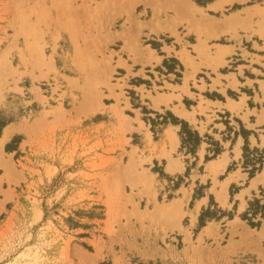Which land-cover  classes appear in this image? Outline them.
I'll return each mask as SVG.
<instances>
[{
	"label": "rangeland",
	"instance_id": "1",
	"mask_svg": "<svg viewBox=\"0 0 264 264\" xmlns=\"http://www.w3.org/2000/svg\"><path fill=\"white\" fill-rule=\"evenodd\" d=\"M177 1L0 0V264H264V150L197 167L199 136L151 116L162 89L116 63L131 41L163 56L264 39V0ZM155 61L139 68L163 73ZM170 123L178 176L148 145Z\"/></svg>",
	"mask_w": 264,
	"mask_h": 264
},
{
	"label": "crops",
	"instance_id": "2",
	"mask_svg": "<svg viewBox=\"0 0 264 264\" xmlns=\"http://www.w3.org/2000/svg\"><path fill=\"white\" fill-rule=\"evenodd\" d=\"M180 2L185 8L195 10L192 3ZM173 25L174 20L168 24L169 27ZM131 42L128 50L116 62L120 64L119 69L124 71L122 76H128L126 84L129 85L134 78L143 81L147 78L150 85L139 84V87L162 89L157 93L152 92L153 100H144L143 103L147 104L150 115L156 119L161 114L170 113L174 118L186 122L199 136L200 143L192 158L197 167L205 163L206 157L216 154V158L209 162V171L215 173L210 167L220 165L219 170L224 173L230 166L243 160L246 145L251 151L264 150V39L252 35L241 42L216 44L220 48L209 50L210 55L202 51V45L195 52L188 48L183 50L179 44L172 42V45L162 46L163 56H158L152 49ZM165 48L170 51H165ZM155 58L163 73L151 71L148 66L142 70L139 68L147 62L151 66L157 65ZM164 60L169 63L175 61L174 72L163 67ZM132 87L139 88L136 85ZM136 96L141 101V95L136 93ZM180 132V126L176 124L162 125L157 140L152 139V143L148 144L155 154L151 163L162 166L165 173L169 166L178 168L174 176L185 171L176 158L182 148ZM13 136L15 134L8 138L7 143ZM183 155V162L186 163L187 157ZM226 185L227 182L223 184L221 192L225 197Z\"/></svg>",
	"mask_w": 264,
	"mask_h": 264
},
{
	"label": "bare ground",
	"instance_id": "3",
	"mask_svg": "<svg viewBox=\"0 0 264 264\" xmlns=\"http://www.w3.org/2000/svg\"><path fill=\"white\" fill-rule=\"evenodd\" d=\"M179 1V0H178ZM178 1L176 2V3H178ZM180 2V1H179ZM181 3V2H180ZM179 3V4H180ZM182 4V3H181ZM180 4V5H181ZM186 7V6H185ZM77 51V50H76ZM81 55V54H80ZM83 62V61H82ZM11 134V131L10 130H6V132H5V135H4V137L2 138V140H6L7 138H8V136ZM217 166H211L210 168H212L213 169V171L212 172H217L218 171V168H216ZM218 198H219V201H220V203H222V204H225V196L223 195V194H219V196H218ZM168 209V211L167 212H169V213H171L170 211L172 210V207L170 206V207H166V210ZM160 210H161V208H160ZM165 210V211H166ZM161 211H163V210H161ZM165 211L163 212V213H165ZM158 212H160V211H158ZM156 214H158V213H156ZM166 214V213H165ZM160 215V214H159ZM168 215V214H167ZM171 215V214H170ZM162 216V215H161ZM157 217V216H156ZM209 229L208 228H206L205 229V231L207 232Z\"/></svg>",
	"mask_w": 264,
	"mask_h": 264
},
{
	"label": "trees",
	"instance_id": "4",
	"mask_svg": "<svg viewBox=\"0 0 264 264\" xmlns=\"http://www.w3.org/2000/svg\"><path fill=\"white\" fill-rule=\"evenodd\" d=\"M198 142H199V139H198Z\"/></svg>",
	"mask_w": 264,
	"mask_h": 264
}]
</instances>
